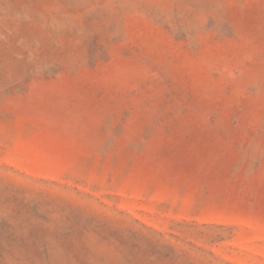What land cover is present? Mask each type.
<instances>
[{
  "label": "rangeland",
  "instance_id": "obj_1",
  "mask_svg": "<svg viewBox=\"0 0 264 264\" xmlns=\"http://www.w3.org/2000/svg\"><path fill=\"white\" fill-rule=\"evenodd\" d=\"M0 264H264V0H0Z\"/></svg>",
  "mask_w": 264,
  "mask_h": 264
}]
</instances>
